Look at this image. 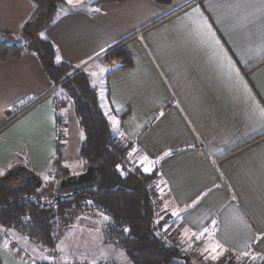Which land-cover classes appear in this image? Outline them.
Wrapping results in <instances>:
<instances>
[{
  "label": "crops",
  "instance_id": "crops-1",
  "mask_svg": "<svg viewBox=\"0 0 264 264\" xmlns=\"http://www.w3.org/2000/svg\"><path fill=\"white\" fill-rule=\"evenodd\" d=\"M34 11L31 0H0V33L19 37ZM39 37L58 62L87 72L132 165L158 169L169 240L210 259L264 264V0H64ZM116 45L131 67L97 62ZM57 86L33 53L0 61V178L24 166L52 192L60 174L84 172L68 171L82 134ZM101 218L85 213L64 227L107 247L83 264H130ZM9 233L0 228V264L29 263L18 249L31 244L12 248Z\"/></svg>",
  "mask_w": 264,
  "mask_h": 264
},
{
  "label": "trees",
  "instance_id": "trees-1",
  "mask_svg": "<svg viewBox=\"0 0 264 264\" xmlns=\"http://www.w3.org/2000/svg\"><path fill=\"white\" fill-rule=\"evenodd\" d=\"M31 1L35 11L32 20L21 25L17 37L21 40L0 33V61L18 59L26 53L37 57L50 83L58 85L73 104L82 134L78 159L85 169L97 168V180L59 190L55 185L53 192L45 195L41 183L36 186L39 178H30L35 174L22 166L21 177L0 180V228L50 249L55 243L56 230L82 214L100 213L106 217V241L121 248L130 264H190L181 254V248L165 237L163 230L168 220L162 215L158 198L153 197L158 169L154 167L144 173L137 166H123L128 147L113 137L87 72L67 62H58L53 44L39 37L64 0ZM101 1L125 0H98ZM154 1L164 4L169 0ZM108 56L117 61L116 70L132 66L130 53L120 45L112 47ZM126 114L119 117L124 119ZM66 176L60 174L57 181ZM46 210L53 211L50 218Z\"/></svg>",
  "mask_w": 264,
  "mask_h": 264
},
{
  "label": "rangeland",
  "instance_id": "rangeland-1",
  "mask_svg": "<svg viewBox=\"0 0 264 264\" xmlns=\"http://www.w3.org/2000/svg\"><path fill=\"white\" fill-rule=\"evenodd\" d=\"M98 60H100V61H98ZM98 60H97V62H112V63L114 62V63L117 64V61L115 59H113V58H110L108 56V53L105 54L103 59H98ZM97 62H95V63H97ZM96 74H98V72ZM93 81H96V80H93ZM166 107L167 106H165V108ZM118 119H119V117H118ZM109 121H110L112 130L114 131L115 124H114V122L112 120H109ZM119 121H120V119H119ZM62 127H65V125H63ZM61 145L62 146L65 145L63 141H62ZM130 159L131 158H129L127 156L126 161L123 162V166H125V167L130 166L131 167L132 162L130 161ZM81 165H82V162H79L78 164L77 163H72V167L68 168V171H70L72 173L77 168H80ZM84 169H85V167H84ZM56 183H57V181H56ZM154 183H155V181L153 182V185H154ZM41 188L43 190L45 188V185L42 184ZM43 192H45V194L49 192V194H47V195H50L53 191L50 192L49 189H46V190L44 189ZM153 195H154L153 197L157 198V195H156V192H155V187H154ZM96 214L100 215V213H96ZM162 215H165V214L162 213ZM100 216H102V218H101L102 222L100 220H98V223H103V221H104V223H103V227H104L105 223H106V217L104 215H100ZM77 218H75L72 221V223ZM98 223H97V225H98ZM67 226H65V227H67ZM9 232L10 233L8 234V236H9L8 240H9V244H10V246L12 248L13 247L15 248L16 244H19V246H20L21 241H23V242L26 241L29 244H31V251L23 248L22 250L18 249V252L21 253L20 255H22L24 257L26 256L29 259H31L32 264H38V263H36V261H40L39 259L44 261L43 262L44 264H61L62 262H64L65 264L89 263L91 257H94V256L104 257L105 254H106V250H107V247L99 244V242L96 241L95 238H94V240L91 239V241H89V242L80 241L79 237H78V227L76 225H74L72 227H68V228L61 227L60 229L56 230V232H55V243H54V246L52 248H50V249L43 248V247H41V246L29 241L28 239H26L22 235H19V234L13 232V231L12 232L9 231ZM93 236L96 237L97 233H94ZM169 239H170V237H169ZM10 241H12V242H10ZM170 241L172 242V240H170ZM180 248H181V254L183 256H185L183 251H186V252H188L190 254H195V255H197V257H199L202 260H204V262H206V264H221V263L227 261V260H221V259L220 260H218V259L216 260L214 258L210 259L209 257L203 256L201 253L191 249L189 246H186V245H184V246H182ZM185 258H186V256H185ZM116 259L119 260V258H116ZM31 261L29 260V263H26V264H31ZM74 261H76V262H74ZM233 261H238V259L237 260H233ZM233 261H231V259H229L228 263L231 264ZM241 261L242 262H247V263H250V264L251 263L256 264V262H258V261H249V260H246V259H242ZM258 264H260V263L258 262Z\"/></svg>",
  "mask_w": 264,
  "mask_h": 264
},
{
  "label": "water",
  "instance_id": "water-1",
  "mask_svg": "<svg viewBox=\"0 0 264 264\" xmlns=\"http://www.w3.org/2000/svg\"><path fill=\"white\" fill-rule=\"evenodd\" d=\"M24 168L22 166H17L14 167L10 170H8L6 172V174H4L0 180L1 181H6L12 177H17L18 175H20L21 173H23ZM33 179H37L36 175H31L30 178ZM97 180V168L96 167H92V166H88L84 172L80 173V174H75L72 176H66L60 180L57 181L56 183V187L57 189H63V188H67V187H72V186H77L80 184H87L90 182H94ZM40 181L38 180L36 183V186H39ZM46 214L47 217L50 218L53 215V211L52 210H46Z\"/></svg>",
  "mask_w": 264,
  "mask_h": 264
},
{
  "label": "built area",
  "instance_id": "built-area-1",
  "mask_svg": "<svg viewBox=\"0 0 264 264\" xmlns=\"http://www.w3.org/2000/svg\"><path fill=\"white\" fill-rule=\"evenodd\" d=\"M108 52H109V51H108ZM105 54H106V53H103V54L99 55V56L97 57V59H103L104 56H105ZM55 86H56V85H55ZM124 161H126V160H124ZM124 161H123V162H124ZM163 235H164V234H163ZM165 237H166V239H167L168 242H171V241L169 240V238H168L166 235H165ZM183 253L185 254L187 260H188L191 264H206V262H204V260H202L201 258L197 257V255H195V254H190V253H188V252H186V251H183ZM228 261H229V260H227L226 262H223V263H221V264H229ZM231 264H250V263L242 262L241 260H238V261H233ZM251 264H254V263H251ZM256 264H258V262H256Z\"/></svg>",
  "mask_w": 264,
  "mask_h": 264
},
{
  "label": "snow or ice",
  "instance_id": "snow-or-ice-1",
  "mask_svg": "<svg viewBox=\"0 0 264 264\" xmlns=\"http://www.w3.org/2000/svg\"><path fill=\"white\" fill-rule=\"evenodd\" d=\"M69 3H72V0H69ZM146 171H148L149 169H145Z\"/></svg>",
  "mask_w": 264,
  "mask_h": 264
},
{
  "label": "flooded vegetation",
  "instance_id": "flooded-vegetation-1",
  "mask_svg": "<svg viewBox=\"0 0 264 264\" xmlns=\"http://www.w3.org/2000/svg\"><path fill=\"white\" fill-rule=\"evenodd\" d=\"M18 176H19V175H18ZM19 177H21V175H20Z\"/></svg>",
  "mask_w": 264,
  "mask_h": 264
}]
</instances>
